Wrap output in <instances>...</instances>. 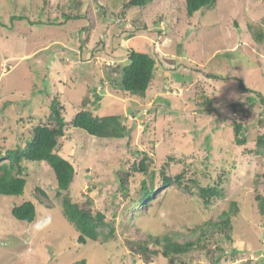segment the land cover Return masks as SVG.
I'll list each match as a JSON object with an SVG mask.
<instances>
[{"label": "rangeland", "instance_id": "rangeland-1", "mask_svg": "<svg viewBox=\"0 0 264 264\" xmlns=\"http://www.w3.org/2000/svg\"><path fill=\"white\" fill-rule=\"evenodd\" d=\"M124 2L0 0V150L24 146L56 99L66 121L56 152L75 170L67 195L114 229L79 244L53 170L26 160L23 192L0 194V264H264V156L248 152L264 134V0H216L192 16L185 0H151L120 15ZM129 49L156 61L144 94L114 81ZM80 110L120 116L123 134L72 126ZM144 153L146 171L134 170ZM152 172L156 184L162 172L181 177L138 203ZM215 183L220 193L205 201L200 188ZM26 200L36 208L31 223L11 214ZM225 215L228 228L212 226ZM149 234L195 244L165 257L161 245L144 243Z\"/></svg>", "mask_w": 264, "mask_h": 264}, {"label": "trees", "instance_id": "trees-1", "mask_svg": "<svg viewBox=\"0 0 264 264\" xmlns=\"http://www.w3.org/2000/svg\"><path fill=\"white\" fill-rule=\"evenodd\" d=\"M151 0H125L120 11V15L127 7H141L146 5ZM216 0H185V9L188 16H192L195 12L202 8H209L215 4ZM64 18H70L68 14L63 15ZM21 19V15L11 16L12 19ZM31 24H33L32 21ZM1 23V22H0ZM42 24L41 22H36ZM263 37V32L258 31L255 38L260 40ZM128 64L123 66L118 71V77L114 81L118 84L117 88L121 91L144 94L148 89L156 67V61L151 54L145 51H137L129 49ZM240 89L251 91L250 87L244 85L242 81H238ZM259 101L264 105L263 96L258 97ZM209 103V101L207 102ZM264 113V108L262 109ZM71 125L83 129L90 135H98L100 132L110 129L115 137H120L124 131V125L118 115H104L99 116L90 110H80L71 119ZM66 121L62 115V107L59 102L54 99L50 104V115L48 121L38 123L33 126L29 138L25 141L24 146L16 145L14 148H7L4 152L0 150V161L6 159V162H0V194L2 195H20L26 185V178L23 175L24 165L22 162L37 161L44 162L54 172L57 191L56 195L60 196V205L63 216L70 222L75 230L78 232L77 242L79 244H86L88 241H96L102 237L104 240L111 238L114 234L113 226L106 220L105 215L101 212H93L88 207H84L77 202L72 201L67 195L75 175V170L71 162L56 152L58 139L64 135V127ZM234 140L237 145H243L246 142L242 134V125L239 122H234L233 125ZM248 152L257 156H264V134H260L255 139L253 148L248 149ZM146 154L137 163H133L134 170L146 171ZM181 174L174 177L166 176L162 172L160 183H154V174L150 175V181L144 179L140 185V197L138 203H148L159 188H165L173 182L180 180ZM119 188L122 192L126 191L125 185L119 181ZM195 182V181H194ZM41 194L44 191L38 189ZM201 196L206 201L211 196L220 193L219 184L215 183L211 186L201 187L199 190ZM257 198H260L257 196ZM39 199V198H38ZM137 203V204H138ZM136 204V203H135ZM234 205V203H232ZM225 214V212H223ZM11 214L14 218L31 223L36 217L35 204L31 200H26L11 208ZM223 229L230 226V218L225 217L217 224ZM153 242L162 246V254L167 257L174 254L179 258L182 254L189 252L194 242L179 243L172 240L168 236H151L150 234L145 238L144 243ZM137 247L142 251H149L147 245L138 244ZM155 255L158 253L152 250ZM75 264H84V260Z\"/></svg>", "mask_w": 264, "mask_h": 264}, {"label": "clouds", "instance_id": "clouds-1", "mask_svg": "<svg viewBox=\"0 0 264 264\" xmlns=\"http://www.w3.org/2000/svg\"><path fill=\"white\" fill-rule=\"evenodd\" d=\"M38 227H39V225H38Z\"/></svg>", "mask_w": 264, "mask_h": 264}]
</instances>
